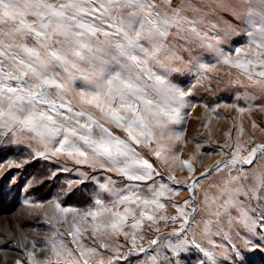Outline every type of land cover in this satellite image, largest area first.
I'll list each match as a JSON object with an SVG mask.
<instances>
[{"label": "snow or ice", "instance_id": "6c2138e0", "mask_svg": "<svg viewBox=\"0 0 264 264\" xmlns=\"http://www.w3.org/2000/svg\"><path fill=\"white\" fill-rule=\"evenodd\" d=\"M209 12L235 24L205 23ZM234 35L246 43L225 52ZM219 64L248 81L234 84L264 92V0H0V142L34 141L43 148L27 145L36 157L105 173L77 169L82 179L67 182H96L88 206L50 202L53 235L44 244L56 259L38 261L28 251L32 264H89L103 250L111 252L107 264H130L134 254L144 255L140 264H181L193 248L197 264H229L226 256L249 264L247 254L264 246V142L254 135L242 142L240 127L220 146V159L198 174L195 155L178 154L184 137L176 126L194 106L196 86L186 91L178 81L186 73L197 84L210 81ZM226 106L240 113L252 107ZM173 164L187 176L165 171ZM182 190L188 195L178 200ZM65 223L67 233L55 227ZM145 232L157 233L147 248Z\"/></svg>", "mask_w": 264, "mask_h": 264}, {"label": "rangeland", "instance_id": "374dc122", "mask_svg": "<svg viewBox=\"0 0 264 264\" xmlns=\"http://www.w3.org/2000/svg\"><path fill=\"white\" fill-rule=\"evenodd\" d=\"M178 2L179 0H174V3ZM208 3L210 0H203V4ZM207 20L216 23L220 29L228 28L229 23L235 24L231 16L225 13L209 12L205 23ZM220 34L223 36V32ZM245 43V36L234 35L228 38L224 50L225 52L233 51L235 47H242ZM199 51L197 49L194 54H198ZM184 55L187 59V54ZM206 58L213 61L210 54H206ZM209 75L210 81L206 80L202 84H197L195 75L192 73L183 74L178 81L186 91L189 87L196 85L189 98L194 106L185 110V122L176 128L183 131L184 137L182 143L177 145L179 157L181 160H187L195 155L197 174L220 159V146L230 142L228 134L233 137L239 135L240 127L245 130L241 137L242 142L252 135L255 136L257 143L264 142V92L258 88L246 89L234 84L233 81L237 79L244 85H247L248 81L236 70H230L223 64L217 65V70ZM245 93L256 99L246 100ZM237 96L240 97L239 100ZM232 104L238 107L248 108L249 105L252 107L250 111L240 113L237 107L226 106ZM205 105L208 107L206 108ZM253 123L257 125L256 128L252 127ZM205 124L206 127H204ZM116 132L122 135L119 130ZM30 143L33 148L43 151V148L34 141L25 140L19 145L8 144L6 141L0 142V264H16L18 260L23 264H32L26 255L28 251H33L38 261L55 260L56 257L51 254L50 248L44 244L45 238H51L53 235V225L46 222L54 214V205L50 202L59 199L62 206L84 208L91 204V198L96 194V182L88 179L82 183L73 184L70 188L67 182L82 179L77 169L98 178L105 175L101 169L76 165L65 158L45 160L36 157L27 147ZM198 144L201 146L199 149H197ZM144 154L148 156L146 150ZM151 159L154 164H160L155 157ZM63 167L72 171L64 172L61 170ZM165 171H174L179 177L187 176V169L181 172L177 164H173L170 168L165 167ZM53 172L57 175L53 176ZM107 175L117 179V186H120L121 178L114 173ZM187 195V191L182 190L178 200L186 198ZM168 214H175V210L170 206ZM55 227L65 233L72 230L70 223L55 224ZM171 231V227L160 228L161 233ZM145 234L147 239L142 243L147 248L148 241L157 233L145 232ZM120 241H123V237H120ZM254 243L261 244V241L259 238H254ZM85 244L92 246L93 242L91 239H86ZM121 252L126 253L127 246ZM109 255H111L109 250H103L102 256L89 257V264H98L101 259L107 264ZM247 255L249 264H264V246ZM200 258V254L193 248L181 257V264H197ZM142 259H144L143 254H134L130 258V264H140ZM223 259H228L229 264H232L229 256ZM120 264H123V261Z\"/></svg>", "mask_w": 264, "mask_h": 264}]
</instances>
